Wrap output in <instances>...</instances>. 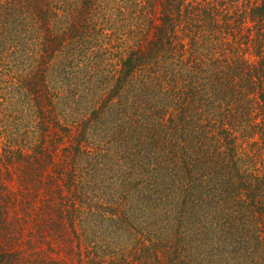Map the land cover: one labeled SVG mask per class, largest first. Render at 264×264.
Listing matches in <instances>:
<instances>
[{
  "label": "trees",
  "instance_id": "obj_1",
  "mask_svg": "<svg viewBox=\"0 0 264 264\" xmlns=\"http://www.w3.org/2000/svg\"><path fill=\"white\" fill-rule=\"evenodd\" d=\"M5 50L0 264H264V0H0Z\"/></svg>",
  "mask_w": 264,
  "mask_h": 264
},
{
  "label": "rangeland",
  "instance_id": "obj_2",
  "mask_svg": "<svg viewBox=\"0 0 264 264\" xmlns=\"http://www.w3.org/2000/svg\"><path fill=\"white\" fill-rule=\"evenodd\" d=\"M116 43V42H115ZM5 55L6 57H7V59H9V62H7V61H3V65L1 66V67H3L2 69H0V70H2V74L5 76V78H7V76H10L12 73H13V71H22V70H24V68L25 67H23V65H21L20 63H19V61H17V60H12V59H10L11 57L10 56H8V54H7V52H6V50L2 53V55ZM17 66H20V68H18ZM15 69H17V70H15ZM12 80H9V82H11ZM27 132L28 133H30V130H27ZM34 132H37V130H34ZM23 136V135H22ZM21 135L19 136V138H21L22 137ZM103 140L104 141H107V144H105V145H103V146H101V151H107L108 153H109V156H107V155H105V154H103V153H101L103 156H104V160L106 161V162H113V160H115L116 159V155H115V153H113L112 152V148H110V147H113L114 145H116L114 142H113V136L111 135V134H109V135H104V137H103ZM17 144H23L24 143V139L23 140H21V141H18V142H16ZM91 146H93L94 147V144H92ZM97 149V147L95 148V150ZM90 156V155H89ZM86 157H83L82 159H78V160H76L75 162H74V164L76 165H79L80 167H84L85 165L84 164H82V161H84V162H86ZM114 163V162H113ZM113 177V176H112ZM118 177V174H116L113 178H117ZM120 180H121V178H120ZM131 200L133 201V200H136V196L134 197H131ZM134 202V201H133ZM156 213V215L159 217L157 220L159 221H157V224L161 227V228H164L165 227V223H164V221H163V218L164 217H162L163 216V213H158V212H155ZM103 234H98V236H101V237H103L102 236ZM119 235V234H118ZM112 240H113V238L112 237H108V246H109V243L110 242H112ZM106 243V242H105Z\"/></svg>",
  "mask_w": 264,
  "mask_h": 264
}]
</instances>
